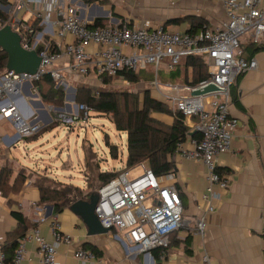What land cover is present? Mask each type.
Returning <instances> with one entry per match:
<instances>
[{"label": "built area", "instance_id": "1", "mask_svg": "<svg viewBox=\"0 0 264 264\" xmlns=\"http://www.w3.org/2000/svg\"><path fill=\"white\" fill-rule=\"evenodd\" d=\"M15 1L17 13L28 9L37 13L42 11L43 15L38 14L41 24L49 26L51 35L57 40L67 36L72 38V42L61 47L44 42L41 32L18 19L11 25L12 31L20 36L22 49L35 51L41 60L34 75L0 70V120L10 122L19 140L35 136L42 129L40 123H33L35 115L32 111L25 117L17 108L23 95L21 88L25 84L32 87L46 74L57 87L66 90L65 72L80 79L93 75L102 82V78L114 77L123 70L145 71L148 65L154 68L156 76L164 59H167L168 71L172 72L186 57H204L208 76L197 85L154 83L157 94L172 111L180 113L185 120L197 119L193 130L199 138L191 139L189 149L183 148L182 143L177 144L174 154L201 162L206 168L207 187L201 198L206 207L196 219L195 228V233L203 237L206 215L216 210V204L228 190V177L219 173L217 158L231 151L238 124L229 112L230 89L237 77L257 68L256 60L245 56L239 39L247 36L252 45L260 44L264 37V0H221L226 17L224 25L203 28L194 34L168 31L163 26L143 29L128 21L116 26L88 27L77 17L71 0H62L64 4L59 0ZM168 1L173 4L183 0ZM39 46L42 50L37 52ZM91 47L94 50L90 52ZM63 59L68 60V64L59 69ZM208 86H213L216 91L192 95ZM32 93L37 94L35 88ZM14 95H20V98L9 100V96ZM44 106L50 122L67 129L79 122L86 123L91 111L85 104L76 103L69 109ZM135 167L141 174L130 178V169H126L98 190L94 214L104 229L113 232V240L121 246L148 254L156 248H167L170 235L183 226L182 201L174 186L173 173L157 177L144 163ZM44 221L41 217L38 225ZM38 225L18 240L11 262L6 261L5 238L0 236V264H18L25 257L26 242L36 245L40 264H56L60 246L68 250L74 248L75 241L61 233L56 221L51 222L49 229L52 242L40 236ZM72 256L81 264L95 259L93 253L83 249H74ZM202 264H211L208 255H203Z\"/></svg>", "mask_w": 264, "mask_h": 264}, {"label": "crops", "instance_id": "2", "mask_svg": "<svg viewBox=\"0 0 264 264\" xmlns=\"http://www.w3.org/2000/svg\"><path fill=\"white\" fill-rule=\"evenodd\" d=\"M16 3L15 0H0V11L4 16H9L13 10L4 26L11 27L14 20L18 19L25 25L32 26L35 23L46 43L63 47L72 42L70 36L60 41L51 35L49 26L41 24L39 15H43L42 11L37 13L28 9L17 13ZM59 3L64 4V1L59 0ZM71 6L76 10L79 20L88 27L116 26L128 21L138 28L163 26L168 31L186 33L199 21H203L209 29L222 27L226 22L221 0H183L173 4L168 0H71ZM52 19H55L54 15ZM240 43L245 56L256 60L257 68L237 77L231 86V89L236 86V105L232 102L230 89L229 112L238 124L231 151L217 158L219 173L228 177V190L222 194L216 210L206 215L207 226L203 237L195 233V228L196 219L206 207L201 198L207 187V171L201 162L186 160L178 154L173 155L172 163L174 186L182 201L183 226L170 235L167 248H156L144 254L121 246L113 240L111 230L106 234L88 235L87 226L70 207L77 201H87L89 196L75 199L70 193L63 192L66 198L62 211L45 218L47 206H38L39 192L32 185L35 173L48 175L47 169L40 168L43 159L38 158L36 161L30 152L29 144L37 138L19 140L7 119L0 120V168L10 170V186L18 176H24L25 181L16 192H9L6 196L0 193V236L5 238V242L14 239L18 223L12 213L18 212L31 226L38 225L41 217L45 218L38 225L39 234L45 241L52 242L49 231L52 221L59 224L62 234L75 241L73 249L59 247L56 264H81L73 258L72 251L86 250L84 246L92 247L98 254H93L95 259L85 264H202L205 254L211 264H264V49L253 51L257 47H264V37L257 46L252 45L247 36L241 38ZM93 50L92 47L89 49L90 52ZM67 64L68 60H61L59 69ZM149 67L151 72L153 67ZM65 77L80 79L66 72ZM83 80L101 84L93 75ZM116 80L128 85L122 79ZM155 81L161 85H182L179 80L165 82L156 76ZM32 88L34 85H23V95L17 108L25 117L32 111L35 115L33 123H40L43 132L52 123L44 104L37 94L32 93ZM69 90L71 93H65L68 101L65 100L64 107L67 109L73 106L70 100L76 93L71 88ZM152 91L156 92L154 89ZM15 98H20V95L9 96V100ZM159 119L168 122L166 117ZM185 121L189 136L182 142V147L189 149L197 119ZM21 142L23 144H19ZM62 168L69 170L71 165L65 163ZM61 183L64 187L72 185L75 189L83 190L72 183ZM198 206L202 210H198ZM24 249L25 257L18 264H40L35 244L26 242Z\"/></svg>", "mask_w": 264, "mask_h": 264}, {"label": "trees", "instance_id": "3", "mask_svg": "<svg viewBox=\"0 0 264 264\" xmlns=\"http://www.w3.org/2000/svg\"><path fill=\"white\" fill-rule=\"evenodd\" d=\"M7 19L8 18L0 12V26H4L8 22ZM31 28L35 31L40 30L35 23L32 24ZM203 28H207V26L203 21H199L195 26H192L187 33L194 34ZM262 49H264V47H257L253 49V51L256 52ZM41 50L42 46H39L37 52ZM6 62V54L0 52L1 71L5 70ZM170 76L172 81L179 80L183 85H197L208 76L204 57L198 55L186 57L179 65L178 69L172 72ZM118 78L122 79L130 86L141 83L147 84L152 81V79H150L148 82H142L139 78V73L123 70L118 72L114 77L102 78L100 85L102 87H107L110 80ZM33 85L44 105H50L57 109L64 107L65 92L61 87H57L48 74L42 76ZM75 91V102H82V104H85L88 109L95 113L109 115L115 131L126 135L125 169H131L138 164L144 163L157 177L174 173L172 157L176 151L177 144L184 142L189 136V129L186 125L185 118L180 113L172 111L163 102L151 97L148 89L144 90L141 96L129 91L112 92L106 89L93 92L83 86H77ZM231 98L233 104L236 105V86L231 89ZM158 113L171 115L172 121L170 125L158 119L156 117ZM53 125L54 123L44 129L46 130ZM40 132H42V129ZM37 135L26 139H35ZM192 138L198 139V134H192ZM105 144L109 149V156L112 159H117V146L109 144L108 142H105ZM93 157L94 154L88 152V156L84 161V168L89 172L86 177L89 192L83 196V199L91 194H97L102 186L121 173V171L116 170L106 172L100 171L97 163L91 162ZM10 173V170L6 167L0 168V193L4 196L9 192H16L25 181L24 176H18L10 186ZM93 181H95L96 185H94ZM32 185L37 188L39 192L38 206L52 207L53 215L62 211L63 202L66 197L59 187H64L63 183L43 173H35ZM94 186L95 188L91 190ZM12 215L17 220L18 229L14 235V239L10 241L6 240L3 246V252L5 253L7 262L12 261L18 240L25 235L28 228L36 226L28 225L27 220L21 213L13 212ZM84 248L87 251L91 250L90 252L94 255H98L92 247L84 246Z\"/></svg>", "mask_w": 264, "mask_h": 264}, {"label": "rangeland", "instance_id": "4", "mask_svg": "<svg viewBox=\"0 0 264 264\" xmlns=\"http://www.w3.org/2000/svg\"><path fill=\"white\" fill-rule=\"evenodd\" d=\"M2 5L6 4L3 3ZM12 12L13 10H11L9 16H11ZM9 16H7L8 20L10 19ZM149 68L150 67L148 65L147 72H139V78L142 82H148L150 79H152V81L147 84L141 83L142 85L138 84L135 86H128L125 84L123 85L120 80L112 79L110 80L107 87H102L97 82L92 83L88 80L74 78L68 79L65 77V80L68 83V89L64 90V92L69 94L71 93L69 88L76 90L77 86H83L87 87L93 92L106 89L112 92L129 91L133 94H138L141 96L142 92L146 89H148L150 92L152 89L155 90L154 68L151 72H149ZM176 69H178V67H176L175 70ZM175 70L172 72H175ZM172 72L168 71L167 59H164L158 67L156 78L158 77V80H163L165 82L170 81V74ZM150 95L154 99L165 104L163 98L156 94L155 91H152V94L150 93ZM172 96H175V94H172ZM75 103L82 104V102ZM156 116L158 119L161 117H166L168 122H162L170 125L172 120L171 115L158 113ZM36 137L37 139L33 140L32 143L29 144V147H31L30 152L33 153L34 159L36 161L38 158L43 159V164L41 163L40 168L41 170L47 169V174L50 175V177L60 182H64L66 184L72 183L82 188L83 190L78 189L77 191V189L73 188L72 185L61 188L59 187V189L65 194L70 193V195L75 199H81L87 192H89L87 188L88 181L86 179L89 172L84 168V161L88 156V152H92L94 154L91 162H96L99 170L102 172L112 170L123 172L126 170L124 166L126 158V135L115 131L109 115H102L90 111L89 119L86 123L79 122L71 129L54 124L43 132H40ZM105 142L117 146V159H112L109 156V149ZM19 144L23 143L21 142ZM65 163L71 165L69 170L62 168ZM40 174H42V172H40ZM138 174H141V170L136 167L129 170L130 178H134ZM32 178L34 180V177ZM93 183L96 185L95 181H93ZM94 188L95 186L91 190Z\"/></svg>", "mask_w": 264, "mask_h": 264}, {"label": "water", "instance_id": "5", "mask_svg": "<svg viewBox=\"0 0 264 264\" xmlns=\"http://www.w3.org/2000/svg\"><path fill=\"white\" fill-rule=\"evenodd\" d=\"M0 51L7 56L6 70L15 74L34 75L40 65V57L35 51H25L21 47L20 36L13 32L9 25L0 28ZM30 86V84H28ZM216 89L213 86H208L202 91L193 92V96H200ZM67 100V97H65ZM68 101V100H67ZM75 105V96L70 100ZM69 109V108H68ZM98 201L97 194H91L87 201H77L73 203L70 210L78 216L87 226L88 235L106 234L108 229H104L98 222L94 209ZM52 214V207H47L45 218Z\"/></svg>", "mask_w": 264, "mask_h": 264}]
</instances>
